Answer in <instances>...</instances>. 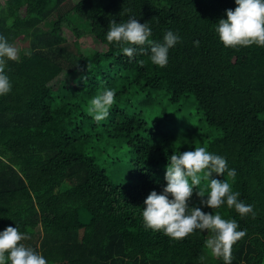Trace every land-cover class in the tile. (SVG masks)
<instances>
[{"label":"trees","instance_id":"16d2710c","mask_svg":"<svg viewBox=\"0 0 264 264\" xmlns=\"http://www.w3.org/2000/svg\"><path fill=\"white\" fill-rule=\"evenodd\" d=\"M235 7V0H0V34L19 51L6 69L12 91L0 96V231L17 226L49 264H225L205 246L210 230L172 239L146 228L141 214L150 192L166 186L168 157L200 146L236 170L234 180L212 178L228 180L254 215L201 206L203 180L188 206L246 230L231 264H264V47L220 42L215 26ZM128 16L148 22L155 41L167 30L181 37L165 67L139 53L147 45L129 59L107 41L110 22ZM86 35L105 50L85 54ZM106 87L116 102L96 122L89 103ZM134 95H142L137 106ZM188 104L204 130L185 128L187 117L176 112Z\"/></svg>","mask_w":264,"mask_h":264},{"label":"clouds","instance_id":"9594fccd","mask_svg":"<svg viewBox=\"0 0 264 264\" xmlns=\"http://www.w3.org/2000/svg\"><path fill=\"white\" fill-rule=\"evenodd\" d=\"M235 9L225 12L226 19L221 18L215 26V32L225 47H247L256 45L264 47V0H235ZM152 29L148 22L140 23L135 16H128L124 22H110L106 32L109 43H115L122 54L134 58L140 47V54H148L152 64L161 68L169 62V51L181 40L172 30H167L163 42L151 39ZM198 43V42H197ZM26 55L28 53H25ZM19 51L8 39L0 34V96L12 91V83L7 72L9 61H17ZM143 63V61H141ZM116 91L104 88L91 98L88 112L96 122L106 120L110 109L115 104ZM227 174L235 179L237 173L229 168L224 156L217 155L206 147L172 154L168 157L162 192L153 190L144 201L142 218L146 228L162 231L172 239H183L195 230H210L211 237L205 246L213 255L222 256L225 264H231L233 245L246 236V230L240 229L235 219H225L219 212L206 213L202 207H189L196 186L206 182L207 196L197 191L201 197V206L218 209L222 205L234 208L240 216L253 214V206L241 200L240 193L234 191L226 179L212 178ZM207 197V199H203ZM30 237L19 228L8 226L0 231V264H49L47 258L39 251L26 246L23 241Z\"/></svg>","mask_w":264,"mask_h":264},{"label":"rangeland","instance_id":"374dc122","mask_svg":"<svg viewBox=\"0 0 264 264\" xmlns=\"http://www.w3.org/2000/svg\"><path fill=\"white\" fill-rule=\"evenodd\" d=\"M76 24L78 25V23H76ZM40 27H41L42 30L46 31L45 32V33H47L46 35L49 36L48 32H50L51 29L48 28V27H44L43 25L40 26ZM62 36L67 39L68 43H74V41L76 40V36L68 28H65L63 30ZM34 38L35 37L32 36L30 39L24 40L23 42H21V46L23 48H26V46L31 45V43L34 42ZM79 44H80V48L83 50V52L85 54H91L94 51H104L105 50V47L102 46L95 38H93L90 35H86V36L80 38L79 39ZM141 101H142V95H134V96H132L131 103H132L133 106H137ZM156 106H157V108H163V107L167 108L168 107L165 103L162 104V107H159V105H157V104H156ZM143 108H145V107H143ZM178 109L179 110L176 112L178 116L187 117V119L185 120V122H186L185 123V128H191V126L193 124H195L197 126H201L202 129L204 130L205 121H204L203 116H201L199 114H198V116H194L193 113H192V110L193 109L195 110V106L192 109V105L188 104V105H185L182 108H178ZM145 112L146 113L149 112L148 108H145Z\"/></svg>","mask_w":264,"mask_h":264}]
</instances>
